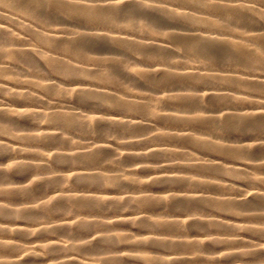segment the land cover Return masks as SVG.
Returning <instances> with one entry per match:
<instances>
[{
  "label": "rangeland",
  "instance_id": "rangeland-1",
  "mask_svg": "<svg viewBox=\"0 0 264 264\" xmlns=\"http://www.w3.org/2000/svg\"><path fill=\"white\" fill-rule=\"evenodd\" d=\"M73 1L120 3L119 19L131 21H91L46 6L28 14L14 10L18 23L0 15L11 30H0V42H13L7 50H40L32 30L56 29L63 32L59 39L88 48L100 60L97 77L83 80L60 74L35 52L30 61L0 58L10 72L0 75V119L13 128L0 130V206L7 212L0 215V264H264V126L254 128L241 118L264 111V70L234 47L264 49L256 38L264 33V0H203L206 7L187 0ZM239 4L252 12L245 13L250 22L236 28L239 23L215 6L243 7ZM37 13L52 24L44 26ZM200 17L230 22L232 28L199 24ZM198 33L232 44L199 45ZM144 42L149 45L139 51ZM189 46L197 54L184 49ZM57 50L68 63L88 62L65 45ZM108 60L116 76L112 82L103 77ZM194 66L207 69L191 70L194 80L161 81L156 71L178 75ZM80 87L106 99L79 93ZM179 94L190 103H176ZM125 102L144 105L143 110H124ZM66 114L77 126L54 118ZM223 115L231 116L228 128L220 122ZM201 140L242 148L252 157L223 155L201 147ZM82 153L86 156L74 158ZM75 194L92 200L93 207L73 205L69 195ZM229 200L236 213L221 208ZM19 211L31 213V219H22ZM144 238L156 245L139 244Z\"/></svg>",
  "mask_w": 264,
  "mask_h": 264
},
{
  "label": "bare ground",
  "instance_id": "bare-ground-1",
  "mask_svg": "<svg viewBox=\"0 0 264 264\" xmlns=\"http://www.w3.org/2000/svg\"><path fill=\"white\" fill-rule=\"evenodd\" d=\"M184 1H186V0H184ZM187 1L189 3H191L193 6L195 5V6L202 7L205 4L203 0H187ZM239 5L243 6V4H239ZM244 5L246 6V4H244ZM41 6H46L48 8L53 9V10H56V11L65 12L66 14H68L70 16H73V17H76V18L77 17L78 18L82 17V18H85V19L91 20V21L115 20V21L120 22V23L121 22L124 23V22H130L131 21V20L128 21V20H120L119 19L118 14L120 12L124 11V5H122L120 3L108 2L105 5H98V4L89 5V4L82 3L81 1L77 2V1H73V0L64 1V2L63 1H58V0H0V7H1L0 8V12L3 11V12L7 13V15L6 14H1V13H0V15H2L6 20L18 23V21L16 20V18L18 17V14H16L14 12V10H17L18 12H23V13L28 14V13L33 12V9H34L33 7H41ZM205 7H206V4H205ZM215 7H217V9L219 11H222L223 13H226L230 17H232V20L234 22L239 23L238 24L239 26H237V24H235L236 28L240 27L241 24L242 25L243 24L247 25L246 23L250 22L248 14H245V13H251L252 12L251 10H248L249 9L248 6L247 7H244V6L243 7H239L238 5H236V6H228V7L227 6L226 7L225 6L224 7L215 6ZM246 8H248V9H246ZM251 8L252 7H250V9ZM253 12H255V11H253ZM20 16H22V15H20ZM35 19H37L38 21H41V23L44 26H48L49 27L52 24V21L50 19H48L47 17H45L44 15H42V14H38L37 13L35 15ZM197 22L199 24H202V25H212V26H215V27H222V28L231 27V25H232V23H230V22L222 23V22H219L217 20L216 21L209 20V19H207V17H200V18L197 19ZM2 24H4V23L0 22V30L2 32H4V33H6V32L7 33H11V30H9L7 27H5ZM143 25L147 26V24H143ZM152 25H154V24H152ZM149 27H150L151 30L153 29L151 26H149ZM244 27H245L246 31H248L247 30V26H243V28ZM248 29H250V27ZM250 30H252V29H250ZM32 31L33 32H31V35H32L31 40L36 42L37 46L41 47L40 50L39 49H37V50L36 49H30V48L23 49V50H20V49L7 50L5 47L9 46V44H11L13 42L8 44L5 41H1L0 42V48L3 47V49H0V51H1L0 52V58H2V57H11L12 59H15V60H22V59L26 60L27 59V60L30 61L31 57H29V53L35 52V53L40 54V56H42V59L45 60L46 62H48L53 67V69L55 68L56 71H58L60 74H64V76H66L68 78H71V79L82 78L83 79L85 77L86 78L87 77H91V78L92 77H97L96 63L99 62L100 60H97V57L95 58V57L90 56V53H89L90 50H88V48L83 47L82 45L70 44L71 42L70 43L68 42L69 44H67V41L69 39H63V38L59 39L62 36L63 32L58 31L56 29H47L44 32H40L38 30L37 31L32 30ZM154 31H156L155 28H154ZM79 36H80V38H84V37L87 36V34L80 33ZM196 36H198V39H196V40H199V42H201V44H199V45H202L206 41H213V40L214 41H225V42H227L229 44H232L231 40H228V39H225V38L222 39V38H218V37H215V36L212 37V36H209V35L205 36V35H201L199 33ZM256 38L259 39V40L264 41V33H262V35H257ZM113 40L115 42L123 43V44H129L131 42L129 40L120 39V38H114ZM14 44L18 45L20 43H14ZM21 44H23V43H21ZM181 44L183 45L184 43H181ZM24 45H25V43H24ZM61 45H63V46L65 45L66 46V50L69 53L76 55L78 58H80L82 60L90 62V64L87 62V63H85V66H84V64L83 65L82 64L81 65L80 64H74L75 61L71 60V59L68 60V61L73 62V63H70V62L68 63V62H66L65 59L62 60V58H60L59 55L57 54V51H58L57 49H59V47H61ZM148 45H149L148 42L147 43L146 42L141 43L138 46L139 51H142ZM26 46H28V44ZM197 47H198V45H197ZM234 47H235L236 50L243 52L246 55V58H247V60L249 62H251L253 65H256L259 68L264 70V49H261L258 52H248L240 44H238V45L234 44ZM184 49L187 52H189L191 54H194V55L197 54V50H198V49H195L192 46L186 47ZM98 59H100V58H98ZM122 60H124V59H121V61ZM122 62L124 63V61H122ZM122 62H120V63L122 64ZM125 63H126V60H125ZM0 64L6 65V63H0ZM126 64L125 65L123 64V66H127ZM3 65L0 66V75H10L9 71H5V68H4ZM187 69H188V71H187ZM187 69L185 70L186 72L180 73L178 75H176V73H174L172 71L170 72V71H167V70H156V71L159 73L161 81H169V80H194L195 77H197V76L191 75L190 74V72H192L191 70H199V69L200 70H207V69L203 68L202 66L201 67H195V68L192 67V69H189V67H187ZM198 72L200 73V71H198ZM103 77H104L105 80H107L109 82L115 81V79H116V76L113 73L111 60H108L107 63L105 64V72L103 74ZM209 78H213L214 80L218 79L216 76H214V74L213 75L209 74ZM83 80H85V79H83ZM203 80H205V79H203ZM81 84H84L83 86H85L86 83L84 82V83H81ZM46 88H47L48 91H52V89H53V87L51 88V86H48ZM257 88H258V86H257ZM79 90H80L79 93H83V92L89 91V94L91 95V97H96V98L98 97V99L100 98L101 100L106 99V96L100 95V94H103L101 92L90 90V89L87 90V88H85V87H82V88L80 87ZM218 98H219V96H218ZM130 100H132V99H130ZM189 100H190V98L186 97V95H181L180 96V94H179L178 97L175 96V99H174V101L176 103H179V104L190 103ZM128 102H129V100H128ZM132 102H133V100L131 102H129V103H132ZM126 103L127 102L123 103V104H125V106L123 105L124 106L123 107L124 110H129V111H133V112H139V111L143 110L142 106H144V105H141V104H138V103H133V104H126ZM3 104H4L3 101L2 102L0 101V111H3L2 110L3 108L1 107V106H4ZM61 117L59 118V117L54 116L56 121H58V122L65 121L66 125H68V126L74 127V126H77V124H78L77 119H75L72 115H67L66 114V115L61 116ZM230 118H231V116H228V115L221 116L220 122H222V126L223 127H225V128L229 127ZM241 118H242V121H244V122L247 121V120H250L252 122L254 128L259 129V128H262L264 126V111H258V112H252L251 111V112L243 114V116H241ZM61 123H63V122H61ZM205 123L209 125L212 122L211 121H206ZM10 129L12 130L13 128L10 127ZM10 129L7 128L6 126H4L3 125V121L0 119V130H2L5 133H9L11 131ZM49 136L51 138L55 137L52 134H50ZM44 137L46 138L48 136L44 135L42 138H44ZM180 137L185 139L186 137H188V135H181ZM217 143L218 144L212 143V142H207V141L205 142V141L201 140L199 145L201 147H203V148H209V147L217 148V149L221 150L223 155L234 156V157H236L238 159L239 158L243 159L244 161L246 160L247 156H248V158L250 157L249 154H247V156L244 154V151L242 150V148L241 149H234L233 147L232 148L229 147L230 145L229 146L226 145L227 147H225V145H221V144H219V142H217ZM101 150H102V148H97L96 151H95V154L100 156ZM156 151H157V149L152 150L150 152H156ZM82 156L84 157V156H86V154L85 153L84 154L82 153V155L75 154L74 158L79 160V158H82ZM84 160H86V159L84 158ZM90 161H92V160H90ZM262 165H264V164H262ZM20 167L21 166L19 165L17 168L19 169ZM235 171L240 172V170H235ZM235 171H233V173H236V174H240L241 173V172L238 173V172H235ZM78 178L79 177H77V179ZM81 178L82 179H88V180L91 179L90 177H88L86 175H81L80 179ZM3 192H5L6 194H9V195L13 194V192L11 190H7V189L6 190L4 189ZM69 196L76 200L73 203V205H75V206L76 205L77 206H82V207H84L86 209H91L93 207V205H92L93 202L91 203L92 200L90 201V199L81 198L80 196H77L76 194L75 195H69ZM245 198L247 200V196ZM196 199H198V197ZM208 206H211V205H208ZM236 207L237 206L233 202H231L230 200H229V202L226 201L225 203H223L221 205V208L224 211L230 212V213H236V211H235ZM0 215L1 216H6L7 215V212H6V210H5V208L3 206H0ZM18 215L22 219H31V217H32V214L28 213L27 211H19ZM115 221L118 222V221H121V220L117 219ZM252 230H255V229H252ZM139 244L156 245V242L153 241V240H150L148 238H144V239L139 241ZM0 245H2V244H0Z\"/></svg>",
  "mask_w": 264,
  "mask_h": 264
}]
</instances>
